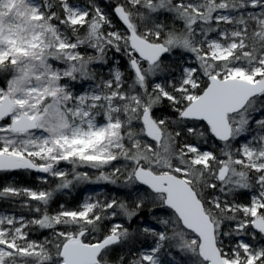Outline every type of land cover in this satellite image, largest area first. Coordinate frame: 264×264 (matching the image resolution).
Here are the masks:
<instances>
[{
	"label": "snow or ice",
	"instance_id": "obj_1",
	"mask_svg": "<svg viewBox=\"0 0 264 264\" xmlns=\"http://www.w3.org/2000/svg\"><path fill=\"white\" fill-rule=\"evenodd\" d=\"M0 264H264V0H0Z\"/></svg>",
	"mask_w": 264,
	"mask_h": 264
}]
</instances>
